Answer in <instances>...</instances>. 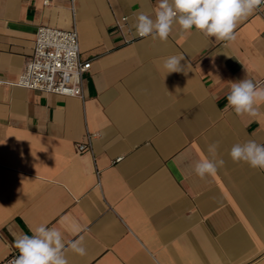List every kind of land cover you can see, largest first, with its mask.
<instances>
[{
  "label": "crops",
  "instance_id": "crops-1",
  "mask_svg": "<svg viewBox=\"0 0 264 264\" xmlns=\"http://www.w3.org/2000/svg\"><path fill=\"white\" fill-rule=\"evenodd\" d=\"M157 6L0 0V264L41 224L66 245L83 237L86 255L66 248L68 264H264V169L230 157L234 144H264V102L256 116L227 107L232 82L264 87V5L234 41L178 24L166 41L136 37ZM40 24L77 28L91 59L82 97L15 83ZM181 54L185 72L166 75ZM205 158L224 165L201 179Z\"/></svg>",
  "mask_w": 264,
  "mask_h": 264
},
{
  "label": "clouds",
  "instance_id": "clouds-1",
  "mask_svg": "<svg viewBox=\"0 0 264 264\" xmlns=\"http://www.w3.org/2000/svg\"><path fill=\"white\" fill-rule=\"evenodd\" d=\"M264 0H158L155 18L141 14L135 23L136 34L166 41L173 26L178 24L183 31L195 28L204 36L217 41H234L235 29L240 20L250 16ZM184 55H171L163 61L166 75L185 72L181 61ZM186 74V73H185ZM264 102V87L251 79L232 82L227 95V107L237 115H257L256 105ZM218 143L208 146V152L215 155ZM233 162L247 163L252 168L264 169V144L254 140L234 144L230 150ZM224 160L202 159L195 165V173L201 179L215 175ZM72 230L79 232L80 226L73 225ZM83 237L64 243L62 233L41 224L32 235H23L16 240L15 247L19 255L10 264H68L66 248L80 256L86 255L82 246Z\"/></svg>",
  "mask_w": 264,
  "mask_h": 264
},
{
  "label": "built area",
  "instance_id": "built-area-1",
  "mask_svg": "<svg viewBox=\"0 0 264 264\" xmlns=\"http://www.w3.org/2000/svg\"><path fill=\"white\" fill-rule=\"evenodd\" d=\"M43 1L47 4L50 0ZM90 64L91 59L81 56L79 34L75 26L64 29L40 24L35 33L32 52L26 56L15 83L30 89L82 97L83 80ZM90 137V133H87L88 140L77 143L78 151L90 149ZM18 255L17 251H11L4 263L10 264Z\"/></svg>",
  "mask_w": 264,
  "mask_h": 264
}]
</instances>
